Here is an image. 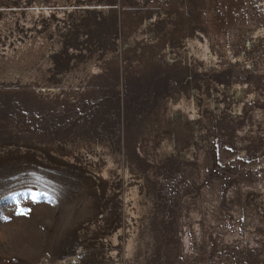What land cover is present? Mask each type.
<instances>
[{
	"label": "rangeland",
	"instance_id": "obj_1",
	"mask_svg": "<svg viewBox=\"0 0 264 264\" xmlns=\"http://www.w3.org/2000/svg\"><path fill=\"white\" fill-rule=\"evenodd\" d=\"M24 1L0 0V264H264V0Z\"/></svg>",
	"mask_w": 264,
	"mask_h": 264
},
{
	"label": "bare ground",
	"instance_id": "obj_2",
	"mask_svg": "<svg viewBox=\"0 0 264 264\" xmlns=\"http://www.w3.org/2000/svg\"><path fill=\"white\" fill-rule=\"evenodd\" d=\"M48 44H49V40L46 39V37L38 36V38H36L35 40H31V41L28 40L23 44H19L20 46H19L18 52L16 54H17L18 58H19V55H23L24 52H27V54L28 53L37 54V53H39L40 50L45 49L46 45H48ZM179 106H181L185 110L187 109V111L191 112L193 115H196V113H197V110H196L197 106H195V104H193L192 102H186L184 104H179ZM107 162H108L107 166L103 167V169L101 171L102 175L106 176V177L110 173L109 168H114L117 163L119 164V160L116 161L115 158L112 155H110L109 160ZM129 189H130V192L127 194L128 196L125 198H126V200L128 198L129 199L132 198V200H133V203H132L133 207L132 208L137 209L139 207L138 205H140V203H141L140 200L142 199V197L140 196V193H138L137 187L133 186V187H130ZM130 244H131V241H130Z\"/></svg>",
	"mask_w": 264,
	"mask_h": 264
},
{
	"label": "built area",
	"instance_id": "obj_3",
	"mask_svg": "<svg viewBox=\"0 0 264 264\" xmlns=\"http://www.w3.org/2000/svg\"><path fill=\"white\" fill-rule=\"evenodd\" d=\"M35 2H37V0H34L33 2H32V5L33 6H37V3H35ZM22 3H25V1L24 0H12V2H11V4H9V7H13V6H15V5H20V4H22ZM14 8V7H13ZM31 13V12H30ZM16 18H17V22H15V19H14V22H15V24H17V25H19V27H20V29H21V33H22V35L24 34L25 35V33H26V35H28V36H35L36 34H37V29L38 28H40V26L39 25H35V22L33 23V24H29L28 23V25H25V27H24V23L22 24V22L20 21V18H22L21 17V15H17L16 16ZM23 21V20H22ZM30 27H32V28H30ZM49 32H48V30H45V31H43V35H47Z\"/></svg>",
	"mask_w": 264,
	"mask_h": 264
}]
</instances>
